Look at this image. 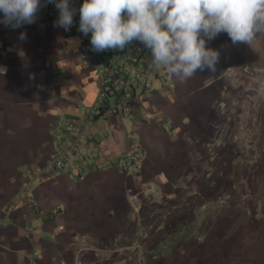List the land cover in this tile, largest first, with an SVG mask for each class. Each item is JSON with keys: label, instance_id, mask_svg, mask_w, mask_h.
I'll use <instances>...</instances> for the list:
<instances>
[{"label": "crops", "instance_id": "crops-1", "mask_svg": "<svg viewBox=\"0 0 264 264\" xmlns=\"http://www.w3.org/2000/svg\"><path fill=\"white\" fill-rule=\"evenodd\" d=\"M43 8L31 25L0 23V264H163V246L164 264H264V164L260 180L242 186L255 194L242 193L218 216L200 251L174 223L188 222L190 205L200 204L188 179L200 168L209 110H228L218 124L228 141L238 136L236 109L246 120L252 108L264 110V77L255 71L264 67V33L251 46L233 45L226 33L208 41L221 54L216 72L183 83L153 66L145 117L102 115L91 110L99 80L79 37L47 26ZM132 146L140 158L120 167Z\"/></svg>", "mask_w": 264, "mask_h": 264}, {"label": "clouds", "instance_id": "clouds-1", "mask_svg": "<svg viewBox=\"0 0 264 264\" xmlns=\"http://www.w3.org/2000/svg\"><path fill=\"white\" fill-rule=\"evenodd\" d=\"M48 4L59 12L54 26L69 31L77 12L73 0H0V23L13 30L31 25ZM79 16L78 31L91 33L93 51H123L139 42L152 66H164L181 83L198 71L216 72L221 54L207 42L221 33L233 45L249 46L264 33V0H84ZM255 71L264 77V67Z\"/></svg>", "mask_w": 264, "mask_h": 264}, {"label": "rangeland", "instance_id": "rangeland-1", "mask_svg": "<svg viewBox=\"0 0 264 264\" xmlns=\"http://www.w3.org/2000/svg\"><path fill=\"white\" fill-rule=\"evenodd\" d=\"M208 83V80H201L204 87H207ZM221 105L224 106V103L222 102ZM205 107L206 104L205 106L202 105L200 112L205 111L206 113L209 110ZM217 111L210 109L207 113L210 117L209 121L200 124V129L206 133L205 136L200 135V168H190L192 172L188 180L197 182L200 188V204L190 205L188 222H174L186 229L188 228L189 233L194 234L190 233L187 238L190 244L188 247H195L198 251H200L202 240L206 239L205 234L217 223L215 220H218L223 213L229 212L237 198L242 196V193L250 194L251 192V194H255L253 188L249 189L247 185L242 188V186L248 181L252 182L254 186V183L260 180V168L264 164V141L261 140L262 137L260 136L261 127L264 129V123H261V118H264L261 116V112L264 110L252 108L249 110V112L251 111L250 116L249 113L247 114L251 120L249 118L246 120L245 109H236V127L231 131L238 133V136L236 140L232 141H228L224 135H221L223 138L219 136V131L221 129L220 132L222 133L223 127H225L224 132H226L224 124L223 126L218 125L219 121H223L219 119V116H227L228 110L224 113L220 111V114ZM212 116L216 117L217 124L215 126L212 123ZM251 138L254 139L251 140ZM187 178H189L188 175ZM196 231H200V234L195 233ZM198 234L199 237H196ZM185 239L184 237L169 238L170 241L166 242L167 249L170 246L180 245L179 243ZM161 251L158 254V261L164 264V257L166 256L164 246ZM190 257L194 258L192 254ZM194 262L197 263V260L192 261V263ZM140 264H146L145 260L142 259Z\"/></svg>", "mask_w": 264, "mask_h": 264}, {"label": "built area", "instance_id": "built-area-1", "mask_svg": "<svg viewBox=\"0 0 264 264\" xmlns=\"http://www.w3.org/2000/svg\"><path fill=\"white\" fill-rule=\"evenodd\" d=\"M84 0H73V6L77 9L74 16V24L66 34L78 36L80 39L81 56L89 61L99 84L96 101L91 110L102 115L120 113L124 110L131 115L145 117L147 106L145 100L152 91L151 54L139 42H134L123 51L108 50L97 53L91 47V33L84 36L78 31L80 16L79 8ZM44 23L54 26L59 12L53 4L43 8ZM96 108V110H95ZM140 158V152L133 146L128 147L118 159V164L126 168ZM55 166H61L62 160L58 157L53 160Z\"/></svg>", "mask_w": 264, "mask_h": 264}]
</instances>
